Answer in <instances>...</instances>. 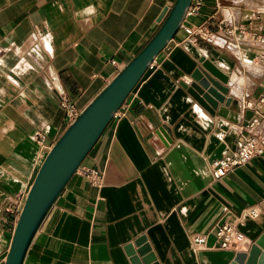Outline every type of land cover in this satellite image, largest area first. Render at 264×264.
<instances>
[{"label":"crops","instance_id":"1","mask_svg":"<svg viewBox=\"0 0 264 264\" xmlns=\"http://www.w3.org/2000/svg\"><path fill=\"white\" fill-rule=\"evenodd\" d=\"M175 1L0 0V264L33 178L70 124L60 95L83 111L155 35ZM222 18L228 21L220 0H203L185 18L216 38L179 28L81 164L101 170L102 184L77 171L22 264H132L125 247L140 236L160 264H230L264 232V154L221 179L211 174L223 146L234 147L255 111L264 116V66L255 65H264V16L234 19L245 23L248 42L223 34ZM203 58L228 77L232 98L213 114L184 86ZM218 130L226 132L223 142ZM224 222L244 235L235 248L212 247L213 230ZM194 233L208 235L197 252Z\"/></svg>","mask_w":264,"mask_h":264},{"label":"water","instance_id":"2","mask_svg":"<svg viewBox=\"0 0 264 264\" xmlns=\"http://www.w3.org/2000/svg\"><path fill=\"white\" fill-rule=\"evenodd\" d=\"M192 0H176L155 35L144 48L70 122L39 166L26 194L4 264H22L27 248L42 220L105 128L145 74L148 66L174 37ZM184 84L188 93L211 114L219 102L229 103L228 77L204 58ZM132 264H160L145 236L125 247ZM230 264H264V232L245 251L235 253Z\"/></svg>","mask_w":264,"mask_h":264},{"label":"built area","instance_id":"3","mask_svg":"<svg viewBox=\"0 0 264 264\" xmlns=\"http://www.w3.org/2000/svg\"><path fill=\"white\" fill-rule=\"evenodd\" d=\"M203 4V0H192L190 6L187 8L186 16L195 14ZM185 20V19H184ZM219 29L223 34H233L234 30H229L231 23L227 20L221 19L218 22ZM185 32L189 37L195 38L196 36L206 38L208 40H213L210 36H214L211 31H209L205 25H199L196 28L188 27L181 24ZM180 27V28H181ZM242 34L245 31L243 25L236 28ZM154 66L151 62L148 68ZM60 105L65 110L66 115L69 117L70 122L74 120L79 114L80 110L75 106V104L67 97L60 95ZM264 108V97L258 100ZM246 107H254L251 103H245ZM118 111H116L113 117L118 116ZM263 112L255 111L254 116L243 126L244 133L240 134V137L235 141L234 147L231 148L228 145H224L221 149V154L216 158L211 164V174L214 180L221 179L226 176L234 168L247 163L255 156H260L264 154V127L263 123ZM216 138L223 142L226 136L224 130H218L215 133ZM36 139L40 144H43L46 140V136L42 133H36ZM78 172L86 177L92 185L100 186L103 182V172L98 168L82 166L78 169ZM251 214H256L254 210ZM215 236V242L212 245L214 248L219 249H232L238 246V244L243 241L244 235L235 226L229 223L217 224L213 230ZM207 234L194 233L191 235V246L194 251H199L206 246Z\"/></svg>","mask_w":264,"mask_h":264},{"label":"rangeland","instance_id":"4","mask_svg":"<svg viewBox=\"0 0 264 264\" xmlns=\"http://www.w3.org/2000/svg\"><path fill=\"white\" fill-rule=\"evenodd\" d=\"M247 1L248 0H220L221 8L226 16L225 19H228V21L231 23V27L229 28V30H234L233 34L235 35V38L243 42H248V41L246 39L241 38L242 34L239 32V30H236V27H239L240 24L244 25L245 23L244 24L240 23L238 25H235L234 19L242 18L243 16H249V15L264 16V10L259 11L257 10V8H255V6H252L251 8L248 7ZM256 1L257 3H262V4L264 3V0H256ZM210 36L213 38V40L216 38L215 36L212 35ZM250 63L252 65L256 63L255 65L258 67L264 66L261 63H259L257 60L255 61V63L251 61Z\"/></svg>","mask_w":264,"mask_h":264},{"label":"bare ground","instance_id":"5","mask_svg":"<svg viewBox=\"0 0 264 264\" xmlns=\"http://www.w3.org/2000/svg\"><path fill=\"white\" fill-rule=\"evenodd\" d=\"M247 5H248V7H252V6H255V8H257L258 10H262V9H264V5H262L261 3H257V1L256 0H248L247 1Z\"/></svg>","mask_w":264,"mask_h":264}]
</instances>
